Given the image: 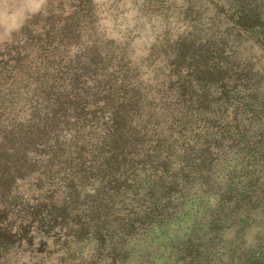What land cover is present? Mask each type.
Segmentation results:
<instances>
[{
  "label": "rangeland",
  "instance_id": "1",
  "mask_svg": "<svg viewBox=\"0 0 264 264\" xmlns=\"http://www.w3.org/2000/svg\"><path fill=\"white\" fill-rule=\"evenodd\" d=\"M19 135L0 264H264V0H0Z\"/></svg>",
  "mask_w": 264,
  "mask_h": 264
},
{
  "label": "trees",
  "instance_id": "2",
  "mask_svg": "<svg viewBox=\"0 0 264 264\" xmlns=\"http://www.w3.org/2000/svg\"><path fill=\"white\" fill-rule=\"evenodd\" d=\"M181 65H183V61H181L178 66ZM27 140L28 139L21 135H19L16 139H12V137H10V140L7 138H0V181H8L3 179L15 180L19 177H23L22 171L24 158L22 157L25 155L24 148H28ZM16 144H18L17 147L20 148L17 151L19 157H14L16 154L14 149ZM248 187L249 188L244 191V195H246V197H251L252 192L256 190L258 186L254 183ZM259 187L262 189L261 185Z\"/></svg>",
  "mask_w": 264,
  "mask_h": 264
}]
</instances>
